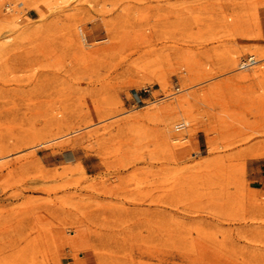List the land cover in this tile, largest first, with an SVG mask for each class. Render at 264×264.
<instances>
[{"label":"rangeland","instance_id":"rangeland-1","mask_svg":"<svg viewBox=\"0 0 264 264\" xmlns=\"http://www.w3.org/2000/svg\"><path fill=\"white\" fill-rule=\"evenodd\" d=\"M261 8L0 0V264H264Z\"/></svg>","mask_w":264,"mask_h":264},{"label":"built area","instance_id":"built-area-1","mask_svg":"<svg viewBox=\"0 0 264 264\" xmlns=\"http://www.w3.org/2000/svg\"><path fill=\"white\" fill-rule=\"evenodd\" d=\"M255 63L254 57L253 56H247L246 58L241 60V64L239 69H246L248 67H250L251 65H253ZM146 92V91H144ZM132 100L134 101V103L136 105H143V100L142 98L139 96V94L135 93L132 96Z\"/></svg>","mask_w":264,"mask_h":264},{"label":"crops","instance_id":"crops-1","mask_svg":"<svg viewBox=\"0 0 264 264\" xmlns=\"http://www.w3.org/2000/svg\"><path fill=\"white\" fill-rule=\"evenodd\" d=\"M259 20H260L262 36L264 37V8H261L259 10Z\"/></svg>","mask_w":264,"mask_h":264},{"label":"bare ground","instance_id":"bare-ground-1","mask_svg":"<svg viewBox=\"0 0 264 264\" xmlns=\"http://www.w3.org/2000/svg\"><path fill=\"white\" fill-rule=\"evenodd\" d=\"M254 60H255V57H254ZM256 63H257V61L255 60V63L253 65H255ZM240 64H241V62H240ZM240 64H239V67H240ZM253 65H251L250 67H252ZM250 67H248V68H250ZM248 68H246V69H248ZM240 70H245V69H240Z\"/></svg>","mask_w":264,"mask_h":264}]
</instances>
